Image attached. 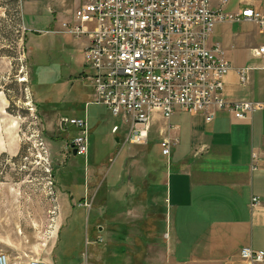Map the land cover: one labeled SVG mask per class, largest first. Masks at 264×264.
<instances>
[{
	"label": "rangeland",
	"instance_id": "1",
	"mask_svg": "<svg viewBox=\"0 0 264 264\" xmlns=\"http://www.w3.org/2000/svg\"><path fill=\"white\" fill-rule=\"evenodd\" d=\"M50 19L45 11L32 22L23 14L21 0H0V251L7 253L10 264H26L28 257L82 264L85 256L90 264H122V255L111 257L104 251L115 241L127 242L124 235L130 230L126 223L111 233L103 230L101 242L94 239L98 216L94 204L100 200L103 185L93 168L107 178L121 171L125 176L119 179L122 182L128 163L165 166L167 158L161 155L158 130L167 121L153 111L148 141L122 145L127 124L121 115L113 116L104 105L93 103L91 81L80 79L81 71H70L80 56L79 45H73L69 34L47 31ZM219 25L211 41L225 48L232 66L261 64L250 50L264 41L255 24ZM71 117L87 118L86 157L66 151V143L78 131L68 123L65 129L60 126ZM61 166L72 170L71 180H77L75 187L81 193L88 175L89 191L84 196L88 202L84 201L85 209L80 212H69L71 201L79 203L78 194L65 192ZM158 200L155 197V202ZM113 208L125 214L128 202L114 203ZM156 229L164 231V222ZM27 235V243L34 246L20 251V237L26 241ZM86 240L91 242L88 246Z\"/></svg>",
	"mask_w": 264,
	"mask_h": 264
},
{
	"label": "crops",
	"instance_id": "2",
	"mask_svg": "<svg viewBox=\"0 0 264 264\" xmlns=\"http://www.w3.org/2000/svg\"><path fill=\"white\" fill-rule=\"evenodd\" d=\"M21 1L23 14L31 17L32 22L47 11L51 19L46 30L60 34L64 33L62 23L71 18L84 0ZM212 4L231 13L247 7L264 10V0H227L225 3L213 0ZM229 7L235 11L228 10ZM219 24L215 25L213 32L222 26ZM88 44L87 37L73 39V45H79L80 56H76L70 71H81L78 73L80 79H88L91 74L84 57ZM262 45L264 41L258 47L250 48L252 57L259 59L261 64L232 66L224 79L225 100L264 102V71H253L264 70V61L257 54ZM222 49L230 62L225 48ZM244 67L250 70L247 84L243 86L239 84L238 71ZM63 122L60 127L65 129L67 122L62 126ZM169 124L168 136L173 146L165 166L128 163L126 180L122 182L119 179L125 176L121 171L107 178L93 168L103 185L100 200L94 204L98 213L94 220L97 229L94 239H102L100 233L103 230L111 233L126 223L127 230H130L124 235L127 242L124 239L123 242L115 241L104 251L111 257L122 255V264H264V260L250 263L241 257L242 249L247 247L264 252V108L248 120L235 119L229 111L223 110L217 112L210 122L201 113L190 114L177 109ZM163 127L159 128V134ZM116 139L119 141L120 138ZM65 148L72 154L70 142ZM59 172L64 177L65 192L78 194L79 203H69L70 214L85 209L88 175L83 179L81 193L75 187L77 180H71L72 170L61 166ZM155 197L159 198L156 202ZM254 197L259 202L251 207ZM125 200L128 202L125 214L113 208L114 203ZM156 205L160 207L156 208ZM161 221L165 225L164 231L156 229ZM29 238L27 235L25 241L20 237V251L34 246L27 243Z\"/></svg>",
	"mask_w": 264,
	"mask_h": 264
},
{
	"label": "built area",
	"instance_id": "3",
	"mask_svg": "<svg viewBox=\"0 0 264 264\" xmlns=\"http://www.w3.org/2000/svg\"><path fill=\"white\" fill-rule=\"evenodd\" d=\"M225 3L227 0H220ZM213 0H84L62 23L73 39L87 37L84 50L93 103L104 105L113 116H122L127 131L121 144H145L151 129L150 115L159 111L167 124L160 130L161 155L169 159L173 141L169 119L177 109L201 113L207 122L227 110L235 119L248 120L264 102L227 101L224 79L232 69L218 44L211 42L216 24L250 21L264 33V10L244 8L225 12ZM264 61V45L257 49ZM264 68V66H263ZM248 67L240 68L239 84L246 85ZM77 129L70 149L86 157L89 151L87 118L67 122ZM117 126L114 132L117 131ZM256 155L253 154L255 159ZM252 198L251 207L258 204ZM97 242L102 239L98 237ZM91 242L86 240V246ZM241 257L262 262L263 251L244 248ZM0 264H10L0 251ZM26 264H53L28 257ZM82 264H90L85 256Z\"/></svg>",
	"mask_w": 264,
	"mask_h": 264
},
{
	"label": "water",
	"instance_id": "4",
	"mask_svg": "<svg viewBox=\"0 0 264 264\" xmlns=\"http://www.w3.org/2000/svg\"><path fill=\"white\" fill-rule=\"evenodd\" d=\"M62 126H65V121L62 123ZM116 141H118V139H116ZM72 154L77 155L75 148L72 149Z\"/></svg>",
	"mask_w": 264,
	"mask_h": 264
}]
</instances>
